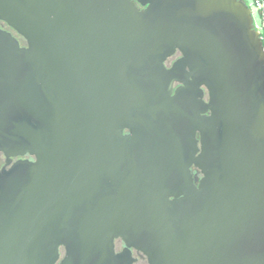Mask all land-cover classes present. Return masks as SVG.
<instances>
[{
    "label": "water",
    "instance_id": "obj_1",
    "mask_svg": "<svg viewBox=\"0 0 264 264\" xmlns=\"http://www.w3.org/2000/svg\"><path fill=\"white\" fill-rule=\"evenodd\" d=\"M0 18L28 42L0 32V149L37 158L0 170V264H124L119 238L150 264H264L244 0H0Z\"/></svg>",
    "mask_w": 264,
    "mask_h": 264
},
{
    "label": "flooded vegetation",
    "instance_id": "obj_2",
    "mask_svg": "<svg viewBox=\"0 0 264 264\" xmlns=\"http://www.w3.org/2000/svg\"><path fill=\"white\" fill-rule=\"evenodd\" d=\"M140 8H144L139 4ZM0 32L5 34H10L15 38L20 47H28V42L23 35H21L14 27L8 24L5 20L0 18ZM182 54L177 51L175 54L167 58L165 64L167 67H172L174 61L177 60ZM125 132H128L127 130ZM36 156L26 153L23 155H7L5 151L0 149V170L10 169L18 161H30L36 162ZM196 177H200L201 174L197 169H193ZM115 250L117 253L125 252V257L123 258L124 264H150L148 257L140 250L136 248H127L126 243L122 239L115 240ZM129 250V251H128ZM128 251V252H127ZM62 256L64 254V249L61 248Z\"/></svg>",
    "mask_w": 264,
    "mask_h": 264
},
{
    "label": "built area",
    "instance_id": "obj_3",
    "mask_svg": "<svg viewBox=\"0 0 264 264\" xmlns=\"http://www.w3.org/2000/svg\"><path fill=\"white\" fill-rule=\"evenodd\" d=\"M253 3L257 7V9L260 12V15L262 17V24L260 27L255 25L254 19H253V29L257 31L261 41H262V48L264 52V0H253Z\"/></svg>",
    "mask_w": 264,
    "mask_h": 264
},
{
    "label": "rangeland",
    "instance_id": "obj_4",
    "mask_svg": "<svg viewBox=\"0 0 264 264\" xmlns=\"http://www.w3.org/2000/svg\"><path fill=\"white\" fill-rule=\"evenodd\" d=\"M247 5L250 7L251 11H252V17L254 19L255 25L260 27L262 24V17L260 15L259 10L257 9V7L255 6V4L253 3V0H244Z\"/></svg>",
    "mask_w": 264,
    "mask_h": 264
}]
</instances>
